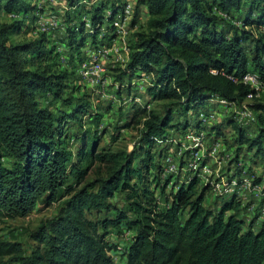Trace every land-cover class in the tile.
<instances>
[{"label":"trees","instance_id":"trees-1","mask_svg":"<svg viewBox=\"0 0 264 264\" xmlns=\"http://www.w3.org/2000/svg\"><path fill=\"white\" fill-rule=\"evenodd\" d=\"M64 1L68 8L56 13L65 26L60 40L66 63L79 56L87 42L105 45L116 36L111 22L125 0ZM141 6L147 18L133 33L122 70L129 79L151 75L148 97L142 104H132L124 126L141 125L140 136L130 150L97 149L96 132L85 128L72 150L65 133L67 119L93 115L98 121L102 113L90 111V101L82 96L65 97L70 72L61 67L66 63L60 61L54 38L35 32L10 40L26 30L27 16L34 20L40 9L36 0H0V10L10 17L0 19V216L25 215L37 202L49 204L59 194L67 195L55 214L31 231L36 245L30 254H23L18 241L0 237V264H119L109 253L113 246L105 235L108 226L122 221L135 228L124 264H264V218L258 225L245 221L239 215L245 205L236 194L205 206L210 186L198 188V175L189 171L190 166L186 181L174 183L163 207L153 189L162 168L157 142L169 128L186 131L188 112L201 126L198 111L214 95L241 104L253 90L239 79L246 71L264 82V0H134L132 23ZM236 11L242 15L240 25L233 21ZM88 14L91 30L86 31ZM35 27L33 23L31 31ZM246 41H251L249 47ZM211 68L217 72L211 73ZM58 100L66 108L56 112L49 103ZM160 100L165 101L163 112L148 107ZM249 105L264 115V103ZM226 118L223 123L234 126L236 143L247 144L264 159V129L248 136L246 125ZM221 124L211 125L217 135ZM234 152L237 161L239 149ZM179 163L186 164L183 159ZM93 164L94 176L86 178ZM260 182L264 184V179H254ZM157 186L164 192L162 185ZM115 193L124 194L128 209L111 201ZM110 210L115 213L98 216Z\"/></svg>","mask_w":264,"mask_h":264},{"label":"rangeland","instance_id":"rangeland-1","mask_svg":"<svg viewBox=\"0 0 264 264\" xmlns=\"http://www.w3.org/2000/svg\"><path fill=\"white\" fill-rule=\"evenodd\" d=\"M98 1L101 0H97V2ZM103 2L112 4L113 0H103ZM44 5L46 12L53 10L55 13H58V8L61 9V7L53 3L51 0H46ZM85 8H88V6ZM239 14L240 12L238 11L233 12V21L237 23V25L241 24L238 19H240L242 15ZM87 17H89V14ZM132 17L127 20L124 39L117 37L115 45L105 52L106 56L104 55L102 59L103 70L95 84L87 81L81 75L79 69L83 64H88L92 54L96 53L97 47L103 45H93L92 43L87 42L84 50H82V53L79 56H72L65 66L61 65L62 68H66L67 71L70 72L69 80L66 81L68 87L64 92L65 97L82 96L83 100L90 101V111L96 110V112L102 113V116L98 121L94 119L93 115H86L85 117L77 115L76 118L67 119L65 133L68 135V143L72 150H75L79 145L81 133L85 128H90L91 131L96 132L98 137L97 149L105 146L112 148H126L127 150H130L133 147L134 141L138 140L140 136L139 130L141 125L124 127L125 123L130 119V115L133 111L132 104L134 102L142 104L144 103L145 98L148 97L145 95V90L146 85L151 79V75L145 73L135 75L131 79L122 75V70L127 62V60H125L126 52L123 46L124 44L129 45L132 43L131 39L134 31L140 30L144 27V22L142 23L137 20L132 23ZM0 19H10L9 14H0ZM33 23L34 20L32 19V15L27 16L24 20L23 27H25V31L29 32L27 33L23 31L14 34L10 37V40L17 41L34 36L35 31H31ZM84 28L86 31H89V28L85 25ZM246 28H249V26H246ZM250 28L253 29L252 27ZM103 32L107 33L106 30H103L102 34ZM63 34H65V26L58 30L54 37L57 42L54 43L58 44L61 47V50L65 47L60 40ZM100 36L101 35L99 34L98 37ZM111 42L112 40L109 42L106 41L105 46H109ZM250 42L251 41H246L245 46L249 47L251 45ZM92 48H96L95 51H93ZM111 53L114 54V58H112ZM106 57L109 60H106ZM213 98H216V96L214 95ZM43 102L46 103L45 100H43ZM164 102V100L152 101L148 104V107L155 111L163 112ZM208 102L215 105L211 109L214 118L210 123L202 124L197 127V124H194L196 115L188 112L187 120L189 126H187V130L191 129L194 132L188 133L187 130L179 131L175 128H169L168 133L174 139L169 141L168 144H165V142H157L160 147L159 151L163 155L161 158L162 168L160 173L156 174L157 178L154 181L155 183H153V189L161 207L165 205V198L169 195L174 183L177 184L186 181L188 166H190L189 157L192 156L191 153L193 156L196 154L200 156L199 164H197L198 167L196 171H194V174L198 175V188L204 184H209L210 186L205 192L203 200L205 206L216 205L222 201L223 198L230 195L229 193L225 195L223 191L219 192V189L217 188L212 189L211 186L213 184L215 186L217 183L221 186L234 174L238 176L241 172L243 173L241 174L242 177L248 175L251 177L252 185L254 184V179L258 177L264 179V159L254 153V148L248 149L247 144L236 143V131L234 126L229 124L230 121L223 123V120L227 119L226 117L228 115L231 117L230 119L236 121L237 114L241 108L240 104L235 102L222 103L215 99H209ZM245 102L264 103V82L260 81L258 95L252 98H246ZM49 107L56 112L59 107L66 108L64 103H62V100L52 101V103H49ZM204 108L206 109V107H203V109ZM258 113L260 112H255V119L253 121L247 123L242 122V124L246 125L248 128V136H255L260 129H264V115L260 113L261 118H259V116H257ZM175 119L182 122L184 117L175 114ZM215 122L222 123L220 135H217L211 127ZM237 148L239 149V152L238 160L236 161L233 156L235 155L234 150ZM167 150L168 152H166ZM165 153L172 154L171 159L174 161V165L167 166L165 164ZM181 159L186 162L182 167L180 166L181 163H179ZM94 165L96 164L91 166V170L86 178H92L94 176ZM190 169L189 171H192V168ZM151 180L153 181L154 178H151ZM158 184L164 187V192L161 191L160 186H157ZM238 184L241 185L235 189L237 192L233 193L237 195L241 205H245V208L240 211L239 215L247 222L254 220V225H258L262 220V217L264 218V213L260 215V213H262L261 208L263 205V197L257 195L256 190H252L249 185L243 182V180ZM256 184L264 186L263 182ZM66 198L67 195L62 196V194H59L57 199L52 203L37 202L34 208L25 215L13 217L0 216V237L7 240L18 241L22 246L23 254H30L31 250L36 245L35 239L31 236V231L38 227L40 223L55 214L57 205L63 202ZM111 201H113L118 208L128 209V202L123 193H115L111 198ZM128 212L130 216H134L133 211ZM114 213V210H110L106 213L101 211L98 216L113 215ZM95 215L96 214L92 213L93 217ZM180 215L181 217H184L185 212H182ZM134 231L135 228L129 227L124 221H122L119 226H108L106 229L105 238L113 246L109 250V253L119 264L125 263L124 253ZM11 264L17 263L12 262Z\"/></svg>","mask_w":264,"mask_h":264},{"label":"built area","instance_id":"built-area-1","mask_svg":"<svg viewBox=\"0 0 264 264\" xmlns=\"http://www.w3.org/2000/svg\"><path fill=\"white\" fill-rule=\"evenodd\" d=\"M45 1L46 0H36L37 5L40 7L39 10H36L35 13L33 14L34 16V24L36 25L35 27V32H45L49 37L54 38L56 33L58 32V30H60L62 28V23L60 20V17L57 13H55V11L53 10H49L48 12H46L45 10ZM53 3L57 4L59 7L61 8H68L66 2L64 0H51ZM87 0H82V2H86ZM92 1H97V0H92ZM88 3V2H87ZM134 0H125L123 3L122 8L117 11L112 19L111 25L114 28V31L116 33V36L112 39V42L109 46H98L96 53L92 54L91 59L89 60L88 64H83L79 71L81 73V75L89 82L94 83L98 81L101 71L103 70V63H102V59L105 55V52H107L108 49L112 48L115 43H116V38L120 37L121 39H124L125 37V33H126V27H127V20L130 19V17H132L133 15V9H134ZM109 13V10L106 9L105 10V15ZM84 21H85V26L87 28H89V30H91V22L89 20V17L84 16ZM124 50H125V54L128 57V52H129V47L128 45L124 44L123 46ZM93 51H95L96 48H92ZM57 50L60 51V61L62 63H66V57L65 55L61 52V47L58 46ZM106 56V55H105ZM211 73H216L217 69L215 68H211L210 69ZM229 78H231L233 81H237V80H242L245 83H248L253 90L248 93L246 98H252L256 95H258V86L260 84V79L257 76L256 73L252 72V71H246L244 72L240 78L238 79L236 76L233 75H228ZM245 98V99H246ZM217 100L219 102L222 103H228L231 101H228L224 98H219L216 96V98H210V100ZM233 103V102H232ZM241 108L240 111L237 114V119L240 122H251L255 119V113L253 111V109L251 108V106L249 105V102H245L242 101V103L240 104ZM212 108H207L206 109H202L198 111V116L201 119L203 124H207L210 123V121H212V119L214 118V114L213 111L211 110ZM188 133L190 132H194L191 129L187 130ZM174 138H172L170 136V134L165 135L163 138L158 139V142H165V144H168L169 141H172ZM168 152V150L166 151ZM196 153V152H195ZM164 155V162L165 164L168 165H174V161L171 159L172 154H168L165 153ZM192 156L189 157V165L192 169L196 170L199 164V155H195L193 156V154L191 153ZM243 173H239V177L234 174L232 177L228 178V181L226 183H223L221 186H219L220 184L217 183L215 186L214 184L211 186L212 189H219V192L223 191L224 194L226 195L227 193L232 194L233 192H237L235 191L236 188H238L241 184L240 183L242 180L245 184L249 185V187H251L252 190H256L257 195H260L261 197H263V205L261 208V214L264 213V186L260 185V184H256L254 183L252 185L251 182V177H249L248 175H245L242 177ZM242 184V185H245ZM235 194V193H234Z\"/></svg>","mask_w":264,"mask_h":264},{"label":"crops","instance_id":"crops-1","mask_svg":"<svg viewBox=\"0 0 264 264\" xmlns=\"http://www.w3.org/2000/svg\"><path fill=\"white\" fill-rule=\"evenodd\" d=\"M58 9H59L58 11H61L62 8H61V9L58 8ZM139 9H140V12H139V18H138L137 20L143 23V22H145V20H146V18H147V14H146L145 8H144L143 6H141ZM0 14L5 15L6 12L0 10ZM111 56H112V58L115 57L113 53H111ZM125 56H126V55H125ZM105 59L107 60L108 58L106 57ZM108 60H109V59H108ZM125 60H127V56H126V59H125ZM215 104H216V103H215ZM214 106H215V105H213V104L210 103V102H208V103L206 104V107H207V108H212V107H214ZM262 219H263V217H262Z\"/></svg>","mask_w":264,"mask_h":264}]
</instances>
